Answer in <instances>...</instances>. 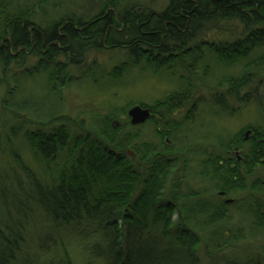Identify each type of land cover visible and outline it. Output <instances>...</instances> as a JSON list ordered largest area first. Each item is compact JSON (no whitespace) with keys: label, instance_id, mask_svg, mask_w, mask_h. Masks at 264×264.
Masks as SVG:
<instances>
[{"label":"trees","instance_id":"trees-1","mask_svg":"<svg viewBox=\"0 0 264 264\" xmlns=\"http://www.w3.org/2000/svg\"><path fill=\"white\" fill-rule=\"evenodd\" d=\"M106 52L126 58L113 73L177 78L150 107L159 122L59 121L63 89L120 82L88 62ZM0 72V264H78L74 247L80 264H264V122L242 139L201 121L264 118V0H0ZM34 79L41 96L25 94Z\"/></svg>","mask_w":264,"mask_h":264},{"label":"rangeland","instance_id":"rangeland-1","mask_svg":"<svg viewBox=\"0 0 264 264\" xmlns=\"http://www.w3.org/2000/svg\"><path fill=\"white\" fill-rule=\"evenodd\" d=\"M124 59H126L125 56L118 52H106L100 53L95 57H91L88 61L90 64L93 62L97 65V68L100 71L98 72V76H103L104 78L109 77L112 80L113 76H116V79L120 80V82L114 84L113 87L104 89L107 84L103 81L102 84H100L103 88L101 86H95L92 87V89H89L90 87L85 84V86H71L67 89H63L62 94L64 97L63 103L65 105V109L63 110L62 118L59 121L68 125L70 131L79 133L83 130V126L90 125L93 117L101 118L110 112L113 113L112 119L115 123V127L118 128L120 126L119 123L121 125H126V123L130 121L126 114L132 107L147 106L150 109V107H155V105L158 104L159 101H162L165 97L176 93L178 88L176 83L177 78L175 79L173 76L171 77L170 73H166L163 70L158 69L156 71L154 68L149 69L145 68L143 65H139L136 68L127 67L125 72L120 70L117 73H113V67L118 66ZM102 80L103 79L100 81ZM3 82L4 77L0 72V84H2V88L0 87V98L6 100V91L3 89V84H6V82ZM9 83L10 80L8 82V86ZM23 88L25 90V94L31 93L38 96L42 95L41 87L40 85H37L36 79H34L33 82H24ZM204 94H207V91H205ZM198 95L200 94L198 93ZM50 102L53 103L52 100ZM262 103H264V101ZM174 105L178 104L175 102ZM182 105L184 106L185 104ZM199 107L200 108L196 109V114H201L200 111L204 110L203 106L199 105ZM1 110L2 107L0 106V112ZM182 110V112L181 110L179 112L183 114L186 110V106ZM124 111L126 112L125 114H123ZM176 114L179 115L178 113ZM11 115L12 114H10L9 111L6 112L5 116H2L0 113V119H8ZM26 116L27 114H24V112L20 113V118L27 119ZM37 116L38 115L36 114L30 115L27 121L30 123L39 121V117L37 118ZM203 116L205 118L201 115V121L204 123L203 131L206 135H211V137L215 134L229 137L239 134L242 136V139H248L253 135V130L250 127L260 122H264L263 115H260L255 105H249L245 109H242L238 114L231 117L224 116L220 118L205 114ZM76 118L78 120L74 121L73 119ZM155 118L159 121L158 117L155 116ZM113 121H111V124ZM154 124L155 123L147 124L139 130L142 138L148 137L147 139H149L150 137L151 139V133L154 132L153 130L156 126ZM26 129H30L32 131L35 127L29 126V128ZM83 132L90 133L85 129ZM167 139L168 140H165L169 142V137ZM34 144L35 143H32L33 146ZM129 153H126L128 156L127 159L133 158L134 156L129 155ZM21 154L23 160L32 169L36 170L37 173L41 172V168L38 167L37 162L33 159L31 150L27 145H24L21 148ZM162 155L170 156L169 150L165 151ZM59 251L61 253V250ZM68 251L77 256L75 258L78 261V264H80L79 249L74 247V249H68ZM51 253L57 254V249H54Z\"/></svg>","mask_w":264,"mask_h":264},{"label":"water","instance_id":"water-1","mask_svg":"<svg viewBox=\"0 0 264 264\" xmlns=\"http://www.w3.org/2000/svg\"><path fill=\"white\" fill-rule=\"evenodd\" d=\"M127 116L132 126H142L150 119L151 113L149 108L134 106L128 110ZM129 155L133 156L132 153H129Z\"/></svg>","mask_w":264,"mask_h":264},{"label":"bare ground","instance_id":"bare-ground-1","mask_svg":"<svg viewBox=\"0 0 264 264\" xmlns=\"http://www.w3.org/2000/svg\"><path fill=\"white\" fill-rule=\"evenodd\" d=\"M155 116L158 117L157 114H155L154 116H151V118H155ZM155 119H156V118H155ZM158 119H159V117H158ZM159 121H160V119H159ZM159 121L156 120L155 122L157 123V122H159ZM159 130L161 131V128H159ZM236 153H238V152H236Z\"/></svg>","mask_w":264,"mask_h":264},{"label":"flooded vegetation","instance_id":"flooded-vegetation-1","mask_svg":"<svg viewBox=\"0 0 264 264\" xmlns=\"http://www.w3.org/2000/svg\"><path fill=\"white\" fill-rule=\"evenodd\" d=\"M151 116H154L155 114L152 112V109L150 108Z\"/></svg>","mask_w":264,"mask_h":264}]
</instances>
